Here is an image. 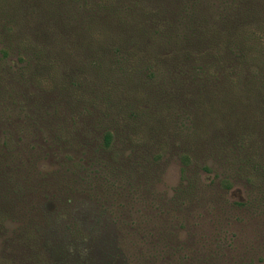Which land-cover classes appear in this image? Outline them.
<instances>
[{"label":"rangeland","instance_id":"rangeland-1","mask_svg":"<svg viewBox=\"0 0 264 264\" xmlns=\"http://www.w3.org/2000/svg\"><path fill=\"white\" fill-rule=\"evenodd\" d=\"M0 264H264V0H0Z\"/></svg>","mask_w":264,"mask_h":264},{"label":"trees","instance_id":"trees-1","mask_svg":"<svg viewBox=\"0 0 264 264\" xmlns=\"http://www.w3.org/2000/svg\"><path fill=\"white\" fill-rule=\"evenodd\" d=\"M50 219L51 218H48V226L44 229V231L42 232V235H40L39 234V236L41 237V239H42V243H43V241L45 240V236H46V234L49 232L50 233V231H49V224H50ZM41 233V232H40Z\"/></svg>","mask_w":264,"mask_h":264}]
</instances>
